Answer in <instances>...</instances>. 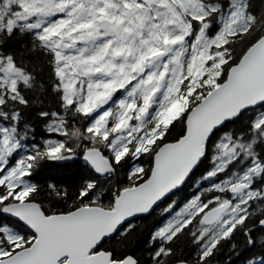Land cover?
<instances>
[{"label": "snow or ice", "instance_id": "snow-or-ice-1", "mask_svg": "<svg viewBox=\"0 0 264 264\" xmlns=\"http://www.w3.org/2000/svg\"><path fill=\"white\" fill-rule=\"evenodd\" d=\"M0 264H264V0H0Z\"/></svg>", "mask_w": 264, "mask_h": 264}, {"label": "trees", "instance_id": "trees-1", "mask_svg": "<svg viewBox=\"0 0 264 264\" xmlns=\"http://www.w3.org/2000/svg\"><path fill=\"white\" fill-rule=\"evenodd\" d=\"M256 4H257V7H258V6H259V0H256ZM57 175H58L57 171H56L55 169H53V170H51V171H46V172L40 177V179H41V181L43 182V180H44L45 178L55 177V176H57ZM148 223L151 224L152 221H149Z\"/></svg>", "mask_w": 264, "mask_h": 264}]
</instances>
